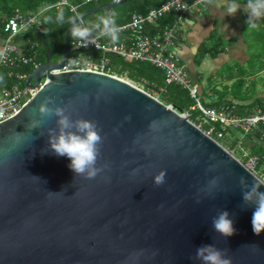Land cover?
<instances>
[{
    "label": "water",
    "instance_id": "1",
    "mask_svg": "<svg viewBox=\"0 0 264 264\" xmlns=\"http://www.w3.org/2000/svg\"><path fill=\"white\" fill-rule=\"evenodd\" d=\"M77 20L55 61L42 28L46 61L26 85L46 81L0 122V264H200L190 257L204 244L226 250L231 264H264V232H253L254 206L243 205L239 184L241 176L249 184L259 177L190 116L130 81L61 70L72 55L90 54L72 48L69 31ZM45 96L73 120L97 123L103 142L94 178L76 175L69 158L48 149L55 118L30 128ZM220 210L230 213L236 230L226 238L212 228Z\"/></svg>",
    "mask_w": 264,
    "mask_h": 264
},
{
    "label": "built area",
    "instance_id": "2",
    "mask_svg": "<svg viewBox=\"0 0 264 264\" xmlns=\"http://www.w3.org/2000/svg\"><path fill=\"white\" fill-rule=\"evenodd\" d=\"M91 1L96 0H83L84 3ZM121 1L110 0V2L116 3ZM216 1L219 0H166L157 6L151 7L146 14L133 12L130 20L124 23H119L116 20L118 36L120 37L116 42L112 40L104 42L100 35H96L93 32V37L95 38L94 45L84 48L81 47L78 40L73 38L71 39V44L75 51L88 52L91 55L89 54L87 57H74L72 55L61 70H87L118 76L111 68L110 59L107 56L108 53L115 54L128 61L149 62L163 70L165 83L177 84L189 90L191 96L196 100L193 109L199 112V118L196 122H193L207 135L220 142V139L226 136V132L232 130L234 133H238L237 141L239 144L243 142L247 145L250 142L256 146L261 145L264 149V106L257 105L249 109L240 107L236 103H221L217 107L206 105L201 100L200 87L191 77L188 66L180 60L174 51L175 40L180 30L178 23L167 25L159 35L150 36L144 33L147 24L156 23L161 17L171 11H175L179 15L187 14L196 8L207 7L209 3ZM66 5H70L72 11H77L78 6L70 4L68 0H59L45 9L51 7L62 9ZM106 15H113L115 17L114 12L111 10ZM76 17H78L77 23L82 22L84 25H87L81 14L78 13ZM33 25L41 28L42 19L40 14L24 16L16 13L7 19L4 27L5 36L2 39L0 49V66L5 65L13 68L20 64L32 63L34 66L33 70L40 66L32 56H26L22 52L16 40L18 35H23ZM94 51L100 52L98 58L92 56ZM28 75L12 70L9 71L8 76L13 77L16 81L9 86H1L0 84V122L10 118L21 110L46 81V77H44L38 86L31 87L26 85ZM121 78L125 79L124 77ZM125 80L144 89L128 78ZM163 90L164 87H160L159 91L147 92L160 99L159 92ZM183 114L190 116L187 112H183ZM223 146L236 156L246 168L251 170L260 179H264V171L259 172L260 155L252 153L249 148L245 149L241 147L244 157L242 159L236 155L234 148Z\"/></svg>",
    "mask_w": 264,
    "mask_h": 264
},
{
    "label": "trees",
    "instance_id": "3",
    "mask_svg": "<svg viewBox=\"0 0 264 264\" xmlns=\"http://www.w3.org/2000/svg\"><path fill=\"white\" fill-rule=\"evenodd\" d=\"M59 0H0V39L5 36V23L7 19L16 13H20L24 16L32 14H40L42 19V26L38 28L37 25H33L27 29L23 35H18L16 40L24 37L28 40V46L22 52L26 56H34L35 62L43 64L46 61L47 48L43 43L42 28L46 27L45 35L49 42V46L52 50H57L54 54V60L58 59L63 51L65 44V35L70 22L76 18L77 14H85L93 7H97L108 0H96L89 3H84L83 0H68L70 4L78 6L77 11H72L70 5L64 6L62 9H56L55 7L47 8L49 5L55 4ZM137 1V2H136ZM128 0L120 5L115 10H118L119 19L126 21L131 12H140L146 14L153 5H150L155 0ZM45 9V10H44ZM64 16V22L59 24L56 22L57 16L60 14ZM175 11H171L161 17L156 24H147L145 34L150 36L159 35L163 29L177 20ZM88 17V16H87ZM86 19V17H85ZM257 27L251 31L247 30L245 26L244 32L246 40L248 42L249 49L252 51L250 60L247 66H240L238 75L235 78H231L232 84L225 86V89L221 90L217 87L212 88L218 93L216 100L211 103H205L206 105L219 106L221 103L239 104L240 107H246L252 109L257 105L264 106V96L256 97L251 93L252 83L248 85L246 82L245 73L243 71H249L247 78L254 73H261L264 71V19L256 22ZM120 39V37H119ZM118 39V40H119ZM38 44L35 46L34 44ZM2 44V43H1ZM0 44V49H1ZM35 46V47H34ZM206 50V49H205ZM222 51V48H217L211 53L213 56H217ZM207 52V50H206ZM95 58H98L100 52L94 51ZM110 58V65L115 74L120 77H127L134 83L142 86L146 91L154 92L159 91L160 87H164V90L159 92L160 99L168 105H174L182 112H187L191 116V120H194V116L199 115L193 106L196 104L195 98H193L187 88H183L177 84L165 83V75L162 69L152 65L149 62L142 61H128L115 54H108ZM33 65L20 64L17 67H9L5 65L0 66V84L1 86H9L16 80L13 77H9V71H19L21 73L30 74L33 71ZM255 84V83H254ZM256 86V84H255ZM244 87H247V91L243 92ZM256 92V88H255ZM252 153H256L261 156L260 167L264 166V149L261 145L256 146Z\"/></svg>",
    "mask_w": 264,
    "mask_h": 264
},
{
    "label": "clouds",
    "instance_id": "4",
    "mask_svg": "<svg viewBox=\"0 0 264 264\" xmlns=\"http://www.w3.org/2000/svg\"><path fill=\"white\" fill-rule=\"evenodd\" d=\"M241 8L247 15L245 22L247 30L255 29L257 20L264 18V0H247L244 5H238L233 2L224 10L226 15H235ZM56 22L59 24L64 22L62 13L57 16ZM95 28L99 30L100 36L110 37L113 42L118 41V27L113 15L100 17L99 23L95 25ZM69 34L72 39L78 40L81 47L87 48L95 43L93 28L84 25L82 22L73 21ZM34 111L38 114L39 119L33 120L30 128L39 127L48 120L55 118L57 127L55 129L48 128L47 130L48 149L57 156L69 158L70 164L68 167L76 175L94 178L100 171L96 165L100 156L99 146L103 142L97 123L84 118L73 120L67 108L58 105L51 96H45L43 102ZM248 143L247 146H249ZM155 181L158 185L162 184L164 182L163 175L157 176ZM212 183L215 184L216 180H213ZM239 184L243 205L254 206L251 220L252 230L259 235L264 232V191L260 190L264 187V179L253 178L252 183L249 184L247 179L241 176ZM61 192L49 193L57 194ZM212 228L215 233L220 234L224 238L233 235L236 231L234 222L230 218V213L225 210L218 211L212 217ZM190 259L199 261L200 264H231V258L228 256L227 251L218 249L212 244H204L197 247L195 255L190 257Z\"/></svg>",
    "mask_w": 264,
    "mask_h": 264
},
{
    "label": "crops",
    "instance_id": "5",
    "mask_svg": "<svg viewBox=\"0 0 264 264\" xmlns=\"http://www.w3.org/2000/svg\"><path fill=\"white\" fill-rule=\"evenodd\" d=\"M162 1L163 0H157L154 3L161 4ZM109 2L110 0L105 1L103 4ZM233 2L238 5H244L247 3V0H219L216 2H211L207 5V7L196 8L187 14H178L177 20H174L173 23L168 24L172 25L177 22L180 26V30L177 34L174 44V51L180 60L188 66L191 77L200 87V96L202 95V98L205 95L213 94L212 88L214 87L218 88V86L221 85L230 86L232 84L231 78H235V75H221L222 69L225 67L231 68L233 63H235L236 67L237 62H240L241 66H243L248 64L250 60L251 53L249 51L248 42L244 32L247 15L244 13L243 8L238 10L235 15L225 14L224 9H226ZM115 9L116 8L113 7L97 12L99 14L98 21L96 23L87 22L85 17L84 19L87 25L93 28V32L96 35H100L99 30L95 28V25L99 23V18L101 16H105L110 10L114 12L117 22L124 23L130 20L131 14L133 12H131L128 16V19L123 22L122 19H119L120 16H118V10ZM261 19L264 18H260L259 20ZM101 39L104 42L111 40V38L107 36H101ZM1 43L2 39H0V44ZM17 43L21 50H25L28 46V40L24 37L17 39ZM34 45L38 46L37 43ZM217 48H222V51L217 56H213L211 52ZM52 52L55 54L57 50H52ZM92 56H94V54ZM32 57L34 58L33 55ZM238 71L239 69L237 72ZM252 76L253 74L249 77L251 78ZM261 96H264V93H260L259 91V93L254 98ZM211 102L207 101L206 99L204 100V103Z\"/></svg>",
    "mask_w": 264,
    "mask_h": 264
},
{
    "label": "rangeland",
    "instance_id": "6",
    "mask_svg": "<svg viewBox=\"0 0 264 264\" xmlns=\"http://www.w3.org/2000/svg\"><path fill=\"white\" fill-rule=\"evenodd\" d=\"M122 5V4H121ZM115 8H118V7H115ZM98 14L99 13H95V14H92V15H89L87 18H86V21L87 22H97L98 21ZM250 52H252L250 49H249ZM237 66L235 67V63L232 64L231 68H227L225 67L224 69H222V74L221 75H228V74H232V75H235L237 76L238 75V72L237 70L240 68L241 66V63L240 62H237L236 63ZM244 66V65H243ZM245 66H247L245 64ZM243 73H245V77H246V82L249 84L252 83V87H251V93L253 95H257L260 91L264 93V71L261 72L260 74L259 73H254V75L250 78L248 77L247 78V74L249 73V71H243ZM125 79H127V77L125 76L124 77ZM256 86H255V84ZM219 89L223 90L225 89V85H221V86H218ZM255 88H256V92H255ZM247 91V87H244L243 89V92H246ZM213 94H208V95H205L203 98H202V101L204 102V100L206 99L207 101H212V100H216L217 97H218V93L216 92L215 89H213ZM202 96V95H201ZM199 115H196L194 116V120H197L199 117ZM238 134V133H237ZM237 134L234 133L232 130H228L226 132V136L224 138H221L220 139V142L225 145L226 147H230V148H234V151L236 153V155L242 159H244L243 157V152H242V148H245L247 149V145H245V143H241L239 144L238 141H237ZM264 171V166H259V172H262Z\"/></svg>",
    "mask_w": 264,
    "mask_h": 264
}]
</instances>
